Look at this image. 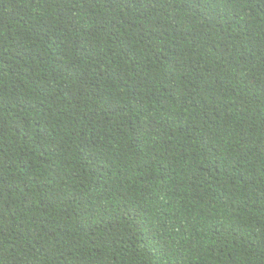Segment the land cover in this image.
Segmentation results:
<instances>
[{"label":"trees","instance_id":"obj_1","mask_svg":"<svg viewBox=\"0 0 264 264\" xmlns=\"http://www.w3.org/2000/svg\"><path fill=\"white\" fill-rule=\"evenodd\" d=\"M0 264H264V0H0Z\"/></svg>","mask_w":264,"mask_h":264}]
</instances>
